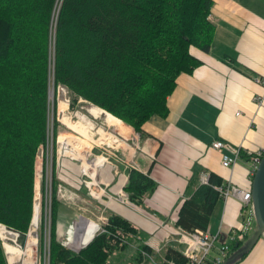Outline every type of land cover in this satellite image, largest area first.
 Masks as SVG:
<instances>
[{
    "label": "trees",
    "instance_id": "obj_1",
    "mask_svg": "<svg viewBox=\"0 0 264 264\" xmlns=\"http://www.w3.org/2000/svg\"><path fill=\"white\" fill-rule=\"evenodd\" d=\"M212 6L213 0H0L1 223L26 232L31 222L36 154L48 138L50 80L55 89L59 85L68 89L71 107L81 97L94 105L90 109H103L142 138L145 121L167 115V97L178 77L192 74L202 63L196 51L209 52L215 33L209 19ZM56 99L54 146L60 126L55 115L60 98ZM52 156L56 165L55 149ZM56 181L54 175L49 264H140L143 258L152 259L153 251L146 243L137 244L133 255L125 251L138 230L116 213H108L107 222L79 251L63 245L57 235ZM222 182L220 176L209 173L207 183H199L181 201L173 227L206 230L222 199L216 189ZM154 185L147 174L128 169L123 187L127 203L141 208ZM41 191L46 199L44 180ZM83 191L89 202L94 201ZM45 206L46 200L40 207L41 245ZM251 232L230 242L228 256ZM161 261L184 264L183 250L168 246ZM0 264H7L1 242Z\"/></svg>",
    "mask_w": 264,
    "mask_h": 264
},
{
    "label": "crops",
    "instance_id": "obj_2",
    "mask_svg": "<svg viewBox=\"0 0 264 264\" xmlns=\"http://www.w3.org/2000/svg\"><path fill=\"white\" fill-rule=\"evenodd\" d=\"M209 19L215 24L209 52L196 51L202 63L192 74L178 77L167 97V115H153L142 125L146 136L139 137L132 160L152 178L154 187L141 208L116 200L108 203L106 213L126 217L138 230L125 251L135 254L141 242L152 249L153 260L143 258L140 264H162L168 246L184 249L166 229L176 228L173 222L181 201L201 183L204 173L249 190L250 154L264 150V102L261 106L254 102V96L264 93L256 81L264 75V0H213ZM215 139L242 152L230 168L221 165L220 152L211 146ZM127 174L122 164L117 171L110 165L101 169L113 194L124 187ZM73 186L79 196L78 184ZM241 209L234 195L221 199L207 230L224 238L240 222ZM233 264H264V237Z\"/></svg>",
    "mask_w": 264,
    "mask_h": 264
},
{
    "label": "rangeland",
    "instance_id": "obj_3",
    "mask_svg": "<svg viewBox=\"0 0 264 264\" xmlns=\"http://www.w3.org/2000/svg\"><path fill=\"white\" fill-rule=\"evenodd\" d=\"M50 66L52 68V51ZM60 86L62 85H59L55 89L53 87V83L50 80L49 91L52 94H48V100L50 99L48 138L46 140L45 146L39 147L36 154L34 166L35 172L33 208L34 203L37 202L39 211L38 217H40L41 202L46 200V210L44 217L46 216V219L48 220V222H50V186L52 184L53 176L55 175L57 179L56 194L60 201L57 214V235L61 241H64L68 227L72 225L73 222L76 223L77 221H79L81 216L98 225L99 229L96 230L95 233H97L100 230L101 226L107 222V203H109L110 201L108 202L106 198L103 197L99 200L102 204V206L100 207L94 199V201L89 202L85 197L83 190H85L86 192L87 190L82 185L80 180L82 174V168L80 167V164H82L84 156L89 154V157L94 159V154L100 155L103 149L102 146H105V144L108 145L107 148L109 149L114 150L112 146L120 149V141L115 142V137L119 139H122L121 136L127 137L124 140H126V142L128 141L127 143L132 145L137 143L138 140L133 138V135L137 132H135L132 127L124 124L122 121L116 119L110 114L109 115L116 119L118 123L117 125L115 122L113 123V125L107 124L104 116L102 117L100 114V112L103 111H98L94 108L90 109L91 106L87 102L83 100H77V103L75 102V104H73V106L71 107V103L67 104L66 101H62L61 90L64 87ZM56 97L60 98L61 104L57 102L55 115L57 120L60 122V126H58V133L55 138L56 141L54 146L52 138V120L54 115V100L56 99ZM62 97L72 98L66 88L65 93ZM61 106L63 110L60 109ZM93 111H97V114H94ZM118 120L121 123H119ZM64 121L71 129L63 124ZM107 134H109V136H113L107 138ZM69 140L71 141L70 144H63L64 142H69ZM54 149L56 165L52 163V154L54 152ZM43 180L46 183V187H48L47 196L45 195L46 199L43 198L44 194L41 191ZM74 183H77L79 186V196L75 194V189L73 186ZM60 186L63 188V190L61 191H59ZM76 193L78 192L76 191ZM38 230L39 229L37 228V232ZM38 237H40V232ZM263 237L264 235L262 236V238ZM67 242V240L64 241L66 245L69 244H67ZM13 248L15 247L12 246V249ZM37 248L38 250L41 249L38 243ZM13 252H15V250H13ZM4 255L7 264H17L16 257H13V254L4 253ZM21 257H26V255H21ZM21 261L22 259L20 258L19 264L21 263ZM147 264H152V261Z\"/></svg>",
    "mask_w": 264,
    "mask_h": 264
},
{
    "label": "built area",
    "instance_id": "obj_4",
    "mask_svg": "<svg viewBox=\"0 0 264 264\" xmlns=\"http://www.w3.org/2000/svg\"><path fill=\"white\" fill-rule=\"evenodd\" d=\"M256 81L260 83L264 87V75L256 77ZM64 87L65 86H60ZM67 89V88H66ZM68 90V89H67ZM69 96V95H68ZM66 103H71V98H64ZM78 101H85L79 97ZM254 102L261 106L264 102V93L254 96ZM65 103V104H66ZM91 107H94L93 104L87 102ZM70 105V104H69ZM101 109V108H100ZM103 111V109H101ZM238 114V112H237ZM78 122V121H77ZM107 138L113 135L107 134ZM122 139L115 137V142L120 141V149L117 147H113L114 150L107 148V144L102 146V151L100 155L94 154V159L89 157V154L84 156V160L80 167L82 168V174L80 177L82 185L86 188L88 197L90 199H94L99 201L103 197L106 200L112 201L116 200L119 203L128 204L126 192L124 191L123 187L119 188L115 194L111 193L108 189L109 185L105 182L101 176V169L105 167V165H110L114 171H117L119 164L124 165L127 169H137L135 164L132 160V156L135 150L138 147V142L134 145L129 144L126 142L127 137L121 136ZM140 135L135 133L133 138L138 140ZM105 140V139H104ZM58 141V140H57ZM106 143V142H103ZM211 146L217 149L221 154V165L226 168H230L236 162V160L240 157V149L238 147L231 146L227 144L223 140L215 139L212 141ZM264 154V150H257L250 154V165H251V179L253 173ZM98 160H102V164L97 166L96 162ZM139 170V169H137ZM140 171V170H139ZM208 174L204 173L201 177V183H207ZM216 189L220 192L222 200H227L232 195L238 199L240 205L242 206L241 209V220L238 225L232 230L230 233L227 234L226 238L222 241L219 240L221 238L220 232L216 234L210 233L207 229H199L195 228L193 230H184L180 227H176L174 229H166L167 233L170 237H172L175 241L179 244L184 246L183 249V256H184V264H220L227 256L230 249V242L235 240L238 237H243L244 235L250 233L254 228V216L252 212V205H251V189L249 190H242L234 187L231 185L230 182H222L221 185L216 186ZM63 190L60 186L59 191ZM37 203V202H36ZM34 203L33 208V216L31 222L29 224L28 230L25 233V241L24 244L21 245L18 241L19 237V230H16L12 227H9L0 222L1 226L4 228L9 229L17 234V239L15 242H10L2 238L0 234V242L4 249V253L6 254H13V257H16V262L19 264V259L21 258L22 261L20 264H49V237H50V222L44 217V227H43V243L40 244L39 241V211H38V203ZM108 205V203H107ZM35 218V224L33 225ZM107 220V218H106ZM76 223L73 222L67 229L65 240H67L66 245L64 241H61L63 245L71 247L73 243H75V229ZM161 226V224H159ZM164 227V226H161ZM34 229L35 234V243L32 248V252L27 254L28 252L24 251L23 247H25L26 240L29 236L31 229ZM37 228L39 229L37 232ZM99 229V227H98ZM82 231V230H81ZM80 231V232H81ZM37 243L40 245L41 249L38 250ZM9 245H12L13 250L9 248ZM26 255V257H21V255Z\"/></svg>",
    "mask_w": 264,
    "mask_h": 264
},
{
    "label": "water",
    "instance_id": "obj_5",
    "mask_svg": "<svg viewBox=\"0 0 264 264\" xmlns=\"http://www.w3.org/2000/svg\"><path fill=\"white\" fill-rule=\"evenodd\" d=\"M251 205L252 212L254 216L255 228L251 232L248 240L240 246L232 255L226 257L220 264H233L235 260H238L243 256L244 253H247L259 240L260 237L264 235V154L261 157L251 179ZM81 219H87L85 217H80ZM18 241L21 245L25 241V233L19 232ZM80 231L77 233V241L80 240ZM95 235V234H94ZM94 235L88 239L86 242L80 243L77 246H71L72 250L79 251L81 248L86 246ZM76 239V238H75Z\"/></svg>",
    "mask_w": 264,
    "mask_h": 264
},
{
    "label": "bare ground",
    "instance_id": "obj_6",
    "mask_svg": "<svg viewBox=\"0 0 264 264\" xmlns=\"http://www.w3.org/2000/svg\"><path fill=\"white\" fill-rule=\"evenodd\" d=\"M64 93H65V88H62V90H61V100L65 102L64 97H62ZM51 94L52 93H50V91H49V95H51ZM93 113L97 114V111H93ZM100 114H101L102 117L104 116L107 124L113 125V123L115 122L116 125H117V123H118L117 120L114 119L112 116H110L107 112L103 111V112H100ZM70 142L71 141L69 140V142H64L63 144H67L68 145V144H70ZM101 164H102L101 160L96 162L97 166H99ZM34 224H35V218H34L33 225ZM75 229H76L77 233L79 231H81V230L82 231L79 233L80 234V240L79 241H77V238H78V236H76L77 234L75 235L74 239L75 238L76 239H75V243H73V246H77L80 243L86 242L88 239H90L95 234L96 230H98V225L96 223L90 221V220L81 219V220L76 222ZM34 232L35 231L32 228L30 233H29V236H28V238L26 240L25 247H23V249H25L24 251L28 252L27 254H30L29 252H32V248H33V245L35 243V234H34ZM0 234H1L2 238H4L5 240H8L10 242H12V241L15 242L16 239H17V234L15 232L10 231L9 229L2 227L1 224H0ZM9 248L12 249V245H9Z\"/></svg>",
    "mask_w": 264,
    "mask_h": 264
}]
</instances>
